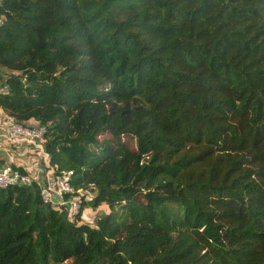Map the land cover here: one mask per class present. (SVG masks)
Instances as JSON below:
<instances>
[{"label":"trees","instance_id":"trees-1","mask_svg":"<svg viewBox=\"0 0 264 264\" xmlns=\"http://www.w3.org/2000/svg\"><path fill=\"white\" fill-rule=\"evenodd\" d=\"M0 107L90 192L0 187V264H264V0H0Z\"/></svg>","mask_w":264,"mask_h":264},{"label":"built area","instance_id":"built-area-1","mask_svg":"<svg viewBox=\"0 0 264 264\" xmlns=\"http://www.w3.org/2000/svg\"><path fill=\"white\" fill-rule=\"evenodd\" d=\"M44 127L40 125H24L13 115L2 113L0 115V142L23 143L32 145L42 154V163L35 177L21 173L17 167L11 164L0 165V187H5L11 182L29 183L37 180L40 194L45 201L53 203L58 208H66L70 220H75L79 211L82 195L90 198L87 191L75 189L69 182L71 170L57 171L55 165L49 163L48 154L44 150ZM57 171V172H56Z\"/></svg>","mask_w":264,"mask_h":264},{"label":"crops","instance_id":"crops-1","mask_svg":"<svg viewBox=\"0 0 264 264\" xmlns=\"http://www.w3.org/2000/svg\"><path fill=\"white\" fill-rule=\"evenodd\" d=\"M2 89H4V86ZM2 113L4 111L0 107V115ZM22 157L26 160L24 161ZM42 159L41 152L32 145H24L20 142H0V165L9 163L13 167L22 166L25 174L35 177L39 170V164L42 163ZM28 160L30 161L29 165L26 163Z\"/></svg>","mask_w":264,"mask_h":264},{"label":"rangeland","instance_id":"rangeland-1","mask_svg":"<svg viewBox=\"0 0 264 264\" xmlns=\"http://www.w3.org/2000/svg\"><path fill=\"white\" fill-rule=\"evenodd\" d=\"M32 125H37V124L34 123ZM22 159L24 161L26 160L24 157H22ZM26 163L29 165L30 161L28 160ZM87 192L90 193L89 191H87ZM88 195H90V194H88ZM106 211H108V206L106 203H101L100 205H98L95 208H92V207L87 205L83 208L82 215H81L79 221L87 222L91 225H94L97 216H99L100 214H102Z\"/></svg>","mask_w":264,"mask_h":264}]
</instances>
